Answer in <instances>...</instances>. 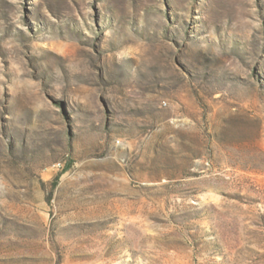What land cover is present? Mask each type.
<instances>
[{
    "label": "rangeland",
    "instance_id": "374dc122",
    "mask_svg": "<svg viewBox=\"0 0 264 264\" xmlns=\"http://www.w3.org/2000/svg\"><path fill=\"white\" fill-rule=\"evenodd\" d=\"M0 264H264V0H0Z\"/></svg>",
    "mask_w": 264,
    "mask_h": 264
}]
</instances>
